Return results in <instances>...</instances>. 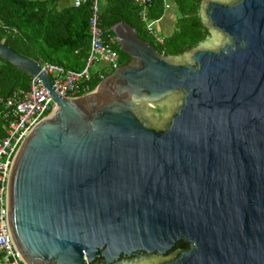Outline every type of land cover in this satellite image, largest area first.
Listing matches in <instances>:
<instances>
[{"label": "water", "instance_id": "water-1", "mask_svg": "<svg viewBox=\"0 0 264 264\" xmlns=\"http://www.w3.org/2000/svg\"><path fill=\"white\" fill-rule=\"evenodd\" d=\"M210 37L159 53L120 19L130 61L58 94L10 158L8 225L25 264H264V0H201Z\"/></svg>", "mask_w": 264, "mask_h": 264}, {"label": "trees", "instance_id": "trees-1", "mask_svg": "<svg viewBox=\"0 0 264 264\" xmlns=\"http://www.w3.org/2000/svg\"><path fill=\"white\" fill-rule=\"evenodd\" d=\"M200 1L150 0L145 8L149 20L158 21L166 12L175 16L173 31L162 36L161 43L147 29L140 16L142 6L134 0H100V23L112 34L109 28L124 19L159 53L178 56L210 37L200 20ZM89 18L90 1L74 7L71 3L60 6V0H0V42L40 63L78 71L85 66L89 53ZM117 51L122 64L130 61L118 47ZM98 72H91L87 81L91 90L101 81ZM100 72L111 74L107 69ZM30 79V75L0 58V98L28 89Z\"/></svg>", "mask_w": 264, "mask_h": 264}, {"label": "built area", "instance_id": "built-area-1", "mask_svg": "<svg viewBox=\"0 0 264 264\" xmlns=\"http://www.w3.org/2000/svg\"><path fill=\"white\" fill-rule=\"evenodd\" d=\"M87 1H90V46L85 66L77 71L54 63H40L53 88L67 98L91 90L87 81L94 63H104L111 73L122 65L116 36L101 27L100 0H71V4L78 7ZM134 1L142 6L140 16L147 29L161 43L162 35L155 27L156 21L149 20L146 13L145 8L150 0ZM166 9L169 10V4ZM105 76L103 72H98L100 80ZM0 107V264H25L12 240L8 225L5 185L10 158L29 129L56 105L38 77L31 76L28 89H18L0 98Z\"/></svg>", "mask_w": 264, "mask_h": 264}, {"label": "rangeland", "instance_id": "rangeland-1", "mask_svg": "<svg viewBox=\"0 0 264 264\" xmlns=\"http://www.w3.org/2000/svg\"><path fill=\"white\" fill-rule=\"evenodd\" d=\"M171 14H172V12L166 13L164 15L165 17H163L162 19H166V17L170 16ZM162 19L160 21H156L155 22V27L158 30L159 34H161L162 36H166V35L170 34L173 31L174 26H173V28H171V26H163L164 23L162 22ZM101 66H103L102 68H104V69L107 68V66L104 63L96 62L91 67V70L92 69L94 70V69H96L98 67H101Z\"/></svg>", "mask_w": 264, "mask_h": 264}, {"label": "crops", "instance_id": "crops-1", "mask_svg": "<svg viewBox=\"0 0 264 264\" xmlns=\"http://www.w3.org/2000/svg\"><path fill=\"white\" fill-rule=\"evenodd\" d=\"M70 3H71V0H60V6H65V5H68ZM166 13H168V12H166ZM163 17H165V16L163 15ZM161 19H159L158 21H160ZM162 22L164 23L163 26H171V28H173V26L175 24V16H174V14L172 13L170 16L166 17V19H162ZM102 67L103 66L98 67V68H96L94 70L92 69L91 72L103 71L104 68H102Z\"/></svg>", "mask_w": 264, "mask_h": 264}, {"label": "flooded vegetation", "instance_id": "flooded-vegetation-1", "mask_svg": "<svg viewBox=\"0 0 264 264\" xmlns=\"http://www.w3.org/2000/svg\"><path fill=\"white\" fill-rule=\"evenodd\" d=\"M123 65V64H122Z\"/></svg>", "mask_w": 264, "mask_h": 264}]
</instances>
